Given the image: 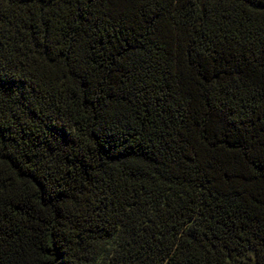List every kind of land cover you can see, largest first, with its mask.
<instances>
[{
    "label": "trees",
    "instance_id": "1",
    "mask_svg": "<svg viewBox=\"0 0 264 264\" xmlns=\"http://www.w3.org/2000/svg\"><path fill=\"white\" fill-rule=\"evenodd\" d=\"M0 264H264V0H0Z\"/></svg>",
    "mask_w": 264,
    "mask_h": 264
}]
</instances>
